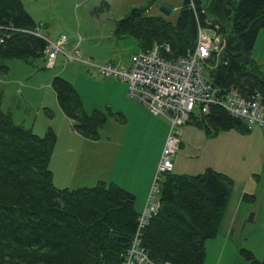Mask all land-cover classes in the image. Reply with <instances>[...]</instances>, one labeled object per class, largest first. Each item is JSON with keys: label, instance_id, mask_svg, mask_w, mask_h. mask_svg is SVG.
<instances>
[{"label": "trees", "instance_id": "1", "mask_svg": "<svg viewBox=\"0 0 264 264\" xmlns=\"http://www.w3.org/2000/svg\"><path fill=\"white\" fill-rule=\"evenodd\" d=\"M154 0L132 7L115 23V33L136 38L140 50L167 43V59L195 48L198 24L225 39L217 60L205 71L213 95L250 96L259 92L264 109V73L253 57L259 31L264 32V0H184L176 18L147 13ZM39 24L22 0H0V59L31 62L42 56L47 41L29 31ZM216 63V64H215ZM5 68V66H1ZM57 101L74 119V128L96 139L107 115L86 112L74 85L62 76L51 79ZM0 90V264H118L136 231L140 214L135 195L103 180L93 186L58 188L49 167L57 136H39L16 125L2 109ZM200 110V109H199ZM207 133L232 127L249 131L217 104L190 115ZM232 180L212 167L195 174L167 172L159 178L157 212L141 230V246L153 262L204 264L205 243L214 237L231 194ZM249 264H264L245 248Z\"/></svg>", "mask_w": 264, "mask_h": 264}, {"label": "rangeland", "instance_id": "2", "mask_svg": "<svg viewBox=\"0 0 264 264\" xmlns=\"http://www.w3.org/2000/svg\"><path fill=\"white\" fill-rule=\"evenodd\" d=\"M22 2L32 18L41 25L38 30L42 36L53 42L65 37L66 43L63 44V51L58 53L51 67L47 65L46 57L42 56L32 59L31 62L18 58L0 59L2 109L10 112L14 124L23 126L39 136H44L49 130L54 132L57 139L49 162L54 175L53 184L59 188L72 184L86 137L74 128L75 120L64 113L51 87L53 76L64 77L74 85L86 112L98 109L107 115L101 129H105L110 121L116 126H121L126 119L128 120V133L122 138L116 170L129 184L128 188H138L136 185L138 182L142 185L143 176H138L136 171L131 170H137L138 168H134L137 164L143 168L150 165L152 160L154 162L156 157L159 158L163 130L154 125V117L145 119L146 127L142 121L132 119L128 112H122L120 108L124 107V104L118 100V93L114 94L116 88L109 85L110 80L118 82V79L101 76L92 66L111 62L118 67H124L129 62L131 54L140 50L135 37L115 33L116 21L127 15L132 7L125 10L124 0H22ZM203 2L207 3L208 0ZM174 14L175 10L166 17L172 20L170 16ZM69 42L71 45H67ZM74 42H79V60L67 56L74 55L72 49ZM253 57L264 73L262 29L253 47ZM87 59L92 65L83 62ZM208 65L204 67L205 71L209 69ZM194 112L196 115L199 114L198 106ZM152 114L165 120L156 113ZM166 123L168 124L167 121ZM188 126V132L182 135L181 147L177 154L173 155L174 173L195 174L203 172L209 166H215L217 169L234 173L237 180L249 176L248 171L250 175L259 174L256 167L260 159H255L256 155L250 153L248 147L250 146L248 134L253 135V130L256 132V128L259 127H250L249 131L232 127L207 133L204 128L197 127L194 123H188ZM251 166L257 171L251 169ZM113 173L116 175L115 170ZM256 175L252 177L257 178ZM112 177L114 178L113 175ZM256 185L262 189L261 182H257ZM136 202L138 204L137 199ZM255 203L256 213L245 219L243 236L235 241L238 248L235 250V244L229 243L223 248L221 246L223 241H220L211 243L208 250L206 243L204 263L249 264L240 253L242 248L250 250L256 258L263 259L264 218L260 216L257 219L256 216L261 203L264 207V200ZM233 253H236L235 258L232 256Z\"/></svg>", "mask_w": 264, "mask_h": 264}, {"label": "built area", "instance_id": "3", "mask_svg": "<svg viewBox=\"0 0 264 264\" xmlns=\"http://www.w3.org/2000/svg\"><path fill=\"white\" fill-rule=\"evenodd\" d=\"M190 4L193 7V0H190ZM40 26L29 32L42 36L38 30ZM217 28V25L212 29L198 24L195 48L188 51L185 56L173 59H167L162 55V51L170 52L167 43H154L150 49L132 53L124 67H118L111 62L92 65L89 59L83 61L95 67L99 75L125 82L130 98L137 100L150 112L162 116L168 122L167 135L156 163L155 175L145 206L138 215L136 231L118 264H173L170 261L153 262L149 258L141 246V230L148 219L157 212L159 178L173 170V155L180 144L181 127L188 122L196 106L202 113H207L210 104H217L230 116L246 123L248 128L253 126L264 128L262 96L259 92L247 97L238 93H229L224 97L213 95L204 67L208 65L207 60L211 56L214 55L215 60L218 59L225 45V39L215 31ZM2 41L1 37L0 42ZM46 41L44 54L47 65L51 67L58 53L63 51L66 38L61 37L54 42L48 39ZM78 44L79 42L73 43L74 55L67 54L69 58L79 60ZM208 68H212V65Z\"/></svg>", "mask_w": 264, "mask_h": 264}, {"label": "crops", "instance_id": "4", "mask_svg": "<svg viewBox=\"0 0 264 264\" xmlns=\"http://www.w3.org/2000/svg\"><path fill=\"white\" fill-rule=\"evenodd\" d=\"M146 1L147 0H124L125 10L131 7L141 6L145 4ZM163 1L169 3L172 6L173 10H175L174 16H170L172 20L175 19L178 10L181 7L184 0H154L147 13L161 14L158 10V7ZM67 45H71V42L67 43ZM109 85L116 88V92L114 94L118 93V100L124 104V107L120 108L122 112L123 111L128 112L132 117V119L142 121V124L146 127L147 124L145 119L154 117V121H155L154 125H156L157 127L163 130L162 135L160 137L161 150H162L168 131V124L166 123V121L160 119L159 117L154 116L148 109H146L143 105H141L137 100L133 98H129L127 96L128 95L127 84L125 82L120 80H118V82L117 80L116 81L110 80ZM188 123L193 124L191 118L189 122H187L181 127L180 144L177 149V152L182 144V140H181L182 135H184L188 130L187 129L189 127ZM254 127H258V126H254ZM128 128L129 125L127 119L124 122V125L121 126L119 125L116 126L110 121L105 129H100V134L98 138L92 139L86 137V140L84 141L82 146L81 156L77 161L76 166L78 167L75 169L74 172L76 174L74 177L72 176L73 177L72 184L66 185L64 187L72 188L79 186H93L100 180L106 182H114L124 187L125 189L131 191L136 196L135 200L136 199L138 200V204L136 202L134 206L136 210L140 213L143 210L146 203L150 186L155 175V168H156V163L158 161V157L154 159V162L152 160L150 165L148 166L145 165L143 168L138 164L134 166V168H138V169L137 170L132 169L131 171H136L138 173V176L139 175L143 176V179H141L142 185H140V182H138L136 185L138 188L135 189L134 187L128 188L129 184H127L122 174H120L116 170V164L118 161V151L120 149L123 136L124 135L126 136L128 133ZM256 129H257L256 132L253 130V135L251 133L248 134L249 137L248 143L250 145L248 147L250 153L256 155L255 159H260V162L257 163L258 167H256L258 171L255 169L254 166L250 167L251 169L253 168L254 170H256L259 174L256 175L255 173H251L250 175V171H248L249 176H247L245 179L237 180L235 178L234 173H229L228 171H225L223 169H217L215 166H211L213 169L220 172H224L227 175H229V177L233 181H232L231 194L219 227V231L214 237L208 239L209 240L208 242L206 241L208 245V250L209 247H211L212 245L211 243L213 242L220 243V241H223L221 244L223 248H226L228 246V243L235 244L234 247L236 250V248L238 247L236 246L237 244L235 243V241H237L238 238L240 239V237L243 236L245 219L250 214L256 213L255 201H259L261 203L264 200V128L259 127ZM177 152L175 154H177ZM173 168H174V163H173ZM113 170L116 171V175L115 173H113ZM112 175L114 176V178L112 177ZM254 175H256L257 178L255 177L253 178L252 176ZM53 179H54V175H53ZM130 179H132L131 176ZM257 182L262 183V189L261 187H258L256 185ZM260 216L264 218V207L262 206V203L258 207V213L256 216L257 219H259ZM247 233L248 231H246V234ZM248 242L249 241L247 239L246 243ZM225 245L227 246L225 247ZM263 250H262V256L264 258ZM232 256L235 258L236 253H233ZM205 261H206V257H205Z\"/></svg>", "mask_w": 264, "mask_h": 264}, {"label": "water", "instance_id": "5", "mask_svg": "<svg viewBox=\"0 0 264 264\" xmlns=\"http://www.w3.org/2000/svg\"><path fill=\"white\" fill-rule=\"evenodd\" d=\"M158 10L162 15L168 16L171 13V11L173 10V8L169 3H167L166 1H163L159 5Z\"/></svg>", "mask_w": 264, "mask_h": 264}]
</instances>
